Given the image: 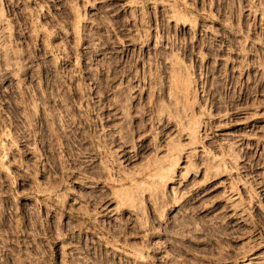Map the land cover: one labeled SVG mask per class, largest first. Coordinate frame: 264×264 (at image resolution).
<instances>
[{
	"label": "rangeland",
	"instance_id": "1",
	"mask_svg": "<svg viewBox=\"0 0 264 264\" xmlns=\"http://www.w3.org/2000/svg\"><path fill=\"white\" fill-rule=\"evenodd\" d=\"M0 264H264V0H0Z\"/></svg>",
	"mask_w": 264,
	"mask_h": 264
},
{
	"label": "built area",
	"instance_id": "2",
	"mask_svg": "<svg viewBox=\"0 0 264 264\" xmlns=\"http://www.w3.org/2000/svg\"><path fill=\"white\" fill-rule=\"evenodd\" d=\"M54 81V80H53ZM56 84V83H55Z\"/></svg>",
	"mask_w": 264,
	"mask_h": 264
}]
</instances>
